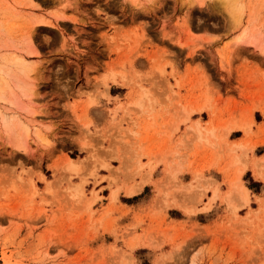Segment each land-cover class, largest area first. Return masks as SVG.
Listing matches in <instances>:
<instances>
[{"label": "rangeland", "instance_id": "374dc122", "mask_svg": "<svg viewBox=\"0 0 264 264\" xmlns=\"http://www.w3.org/2000/svg\"><path fill=\"white\" fill-rule=\"evenodd\" d=\"M263 111L264 0H0V264H264Z\"/></svg>", "mask_w": 264, "mask_h": 264}, {"label": "bare ground", "instance_id": "6f19581e", "mask_svg": "<svg viewBox=\"0 0 264 264\" xmlns=\"http://www.w3.org/2000/svg\"><path fill=\"white\" fill-rule=\"evenodd\" d=\"M245 37V34H243V35H240V37H238V39L239 40H241V39H243ZM131 50V49H130ZM155 57V56H154ZM21 61V60H20ZM159 63V62H158ZM157 66V65H156ZM21 72H22V74L24 75V76H26V75H28L29 77H31V75L34 73L35 74V72L37 71V68H35V67H33V66H30V64L26 61V60H23L22 59V64H21ZM156 72H158V71H156ZM112 73V72H111ZM122 74L124 75V73H123V71H122ZM146 74V73H145ZM156 74V73H155ZM159 74V73H158ZM162 74V73H161ZM126 75V74H125ZM109 76V75H108ZM123 78H124V76H122ZM126 77V76H125ZM109 79H111L113 82H115V83H119V81H118V79H117V75H116V73H113V74H111V76H109ZM143 79H145V78H143ZM107 80H108V78L105 80H103L104 81V84H105V81L107 82ZM128 83V82H127ZM130 84V83H129ZM140 94V93H139ZM136 95V99L134 100V104H136V105H139V106H141L140 104L142 103V97L143 96H146V95H143V94H140V95ZM147 97V96H146ZM98 99V98H97ZM147 99V98H146ZM153 100V99H152ZM131 102H133L132 100H131ZM148 102H149V100H148ZM204 102V101H203ZM150 104V103H149ZM200 104V103H199ZM202 104V103H201ZM196 105V106H194V107H191V108H187V107H183V114H181V115H183L182 116V118L180 117V120L179 121H187V120H189L190 118H191V116L193 115V114H198V113H201V112H203V111H206L207 110V106L206 105ZM129 105H130V102H129ZM131 106V105H130ZM182 106V105H181ZM148 107V106H147ZM118 108V107H117ZM128 108V107H127ZM129 108H131V107H129ZM139 108V107H138ZM181 110V111H182ZM209 111V110H208ZM141 112V111H140ZM146 112V111H145ZM261 112V111H260ZM263 113H264V111H263ZM178 121V120H177ZM233 121H235V120H233ZM249 121V120H248ZM243 122V123H239V122H237V121H235L233 124H231V125H229V126H226L227 124H228V122H227V124L226 125H224V126H226V128L224 129V130H226V131H224L223 132V136H225V135H229L233 130H235V129H237V130H241L242 132H244L245 134H249V132H250V130H251V121L250 122ZM146 122V121H145ZM174 122V121H173ZM224 124V123H223ZM223 124H221V125H223ZM146 125V124H145ZM175 125H178V123L176 122L175 123ZM200 126V125H199ZM223 126V127H224ZM146 127V126H145ZM197 127V126H196ZM195 127V128H196ZM222 127V126H221ZM222 127V128H223ZM149 128V127H148ZM150 128H152L151 126H150ZM202 128V127H201ZM215 128V127H214ZM214 128H210V129H206V131H205V133L203 132V134H202V131L200 130V133H199V136H200V138L201 139H204L205 137H207V136H213L214 135V133H215V130L216 129H214ZM146 129V128H145ZM203 129V128H202ZM147 130V129H146ZM140 131V130H139ZM196 131H198V130H196ZM142 132V131H141ZM218 132H219V130H218ZM140 133V132H139ZM138 133V134H139ZM165 133V132H164ZM225 133V134H224ZM160 134H161V132H160ZM220 134H221V132H220ZM133 135V134H132ZM140 135V134H139ZM144 136V135H143ZM156 136V135H155ZM221 137V136H220ZM168 138V137H167ZM199 138V137H198ZM211 138V137H210ZM222 138V137H221ZM153 139V138H152ZM226 140V139H225ZM183 141H185V140H183ZM206 141V140H205ZM204 141V142H205ZM208 141H209V139H208ZM214 141V140H213ZM222 141V140H221ZM183 143V142H182ZM238 143V142H237ZM178 144V143H177ZM185 144V143H184ZM206 144H207V142H206ZM212 144V143H211ZM217 144V143H216ZM221 144H223V143H221ZM234 144V143H233ZM190 145V144H189ZM214 145V144H213ZM232 145V144H231ZM247 146V145H246ZM250 146H251V144H250ZM179 147V146H178ZM182 147V146H181ZM214 147V146H213ZM235 147H236V145H235ZM238 147H240L239 145H238ZM252 147V146H251ZM250 147V148H251ZM180 148V147H179ZM245 148V147H244ZM243 148V149H244ZM246 149V148H245ZM249 149V148H248ZM163 150V149H162ZM174 150V149H173ZM229 150V149H228ZM219 151V150H218ZM245 151V150H244ZM164 154V153H163ZM186 155V154H185ZM214 156V155H213ZM212 156V157H213ZM241 156V155H240ZM180 157H182V156H180ZM185 157V156H184ZM242 157V156H241ZM169 158V157H168ZM215 158H216V156H215ZM235 158V157H234ZM238 158V157H237ZM211 159V158H210ZM234 160V159H233ZM236 160V159H235ZM244 160V159H243ZM157 161V160H156ZM184 161V160H183ZM210 161V160H209ZM236 161H239V160H236ZM242 161V160H241ZM182 162V161H181ZM180 162V163H181ZM243 162V161H242ZM247 162V161H246ZM179 163V162H178ZM238 163V162H237ZM264 163V162H263ZM76 161H74L73 159H71V158H69L68 159V166H69V168H71V169H74V168H76ZM244 164V163H243ZM180 166L182 165V163L181 164H179ZM215 165V164H214ZM259 165V164H258ZM169 166V165H168ZM175 166H177V165H175ZM179 166V167H180ZM183 166V165H182ZM209 167H211L210 165H208ZM171 167H173V166H171ZM178 167V168H179ZM185 167V166H184ZM244 167H245V165L242 167V168H240V169H238L237 171H236V175L234 176V178H232V180H231V182H230V185H231V187H233V189H232V191H235L236 190V188H237V193L239 194V200H241V203L240 204H248V202H249V200H250V196H249V190H248V188L245 186V184L242 182V179H241V177H242V174H243V169H244ZM202 168V167H201ZM208 168V167H207ZM212 168V167H211ZM220 168V167H219ZM223 168V167H222ZM180 169V168H179ZM175 173V172H174ZM234 175V174H233ZM255 175L258 177V178H260L261 180H264V170L262 169V168H258V170H256V172H255ZM171 176V175H170ZM174 176V175H173ZM203 180V179H202ZM201 181V180H200ZM215 186V185H214ZM216 189V188H215ZM188 191V190H187ZM192 191V190H191ZM191 193V192H190ZM215 193H216V191H215ZM225 196H227V197H225V199H226V201H228L230 198H231V196H232V192L230 191L229 193H227V195H225ZM80 197V196H79ZM200 197V196H199ZM200 199V198H199ZM213 199V198H212ZM232 200V198L230 199V201ZM237 200V199H236ZM230 203V202H229ZM228 203V204H229ZM231 204V203H230ZM242 206V205H241ZM230 207V206H229ZM233 207L235 208V206L233 205ZM263 208V207H262ZM256 213V212H255ZM258 232V231H257ZM257 234V233H256ZM258 234H260V233H258ZM259 237V236H258ZM260 237H261V235H260ZM159 260V259H158Z\"/></svg>", "mask_w": 264, "mask_h": 264}, {"label": "crops", "instance_id": "0c3cea01", "mask_svg": "<svg viewBox=\"0 0 264 264\" xmlns=\"http://www.w3.org/2000/svg\"><path fill=\"white\" fill-rule=\"evenodd\" d=\"M150 119V117H145L144 119H142V120H140V121H136V123H135V126H134V128L138 131V128L137 127H140L141 129H144L145 128V126L147 125V121ZM146 121V122H145ZM146 124V125H145ZM156 126H157V123L155 124ZM133 129V128H132ZM132 129H130V131L129 132H131V130ZM241 131V130H240ZM128 132H125V134H127ZM129 135V134H128ZM248 135V134H247ZM229 138H230V136H229ZM241 140H249V137H246V138H244V136H243V134L241 135V136H235V137H233L232 139L230 138V141H241ZM259 143V142H258ZM260 143H262L261 141H260ZM257 146V145H256ZM255 146V147H256ZM254 147V148H255ZM240 152V151H239ZM264 155V153L262 154V155H259V156H257L258 158L259 157H262ZM248 163H249V155H248ZM249 165V164H248ZM248 170L247 171H249V170H251V166H248V168H247ZM211 172H213V177H215L216 175H218V176H220V179L221 180H218L216 177V179L218 180V182H220V183H222L223 181V178H224V175H222L219 171H217V170H212ZM218 172L220 173V174H218ZM255 172H256V170H255ZM252 179H253V181L254 182H256V183H259L260 182V180H258V179H256L255 177H253L252 176ZM222 187H225V189L224 188H222ZM230 188H231V192H233L232 191V189H233V187H231V185H230ZM249 189V188H248ZM221 190L222 191H225L226 190V185L225 184H221ZM250 190V189H249ZM216 191V194H217V197L218 196H220L219 195V193H218V191H217V189H214V191L213 192H215ZM229 191V192H230ZM214 194V193H213ZM209 195H212V192H210V194ZM227 197V196H226ZM216 202H220V200L219 199H217V201ZM259 208V206L257 205V207L256 208H252V209H258ZM245 209V208H244Z\"/></svg>", "mask_w": 264, "mask_h": 264}]
</instances>
